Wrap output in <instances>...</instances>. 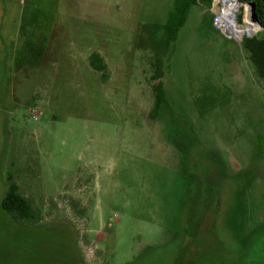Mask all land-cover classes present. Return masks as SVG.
<instances>
[{
    "label": "rangeland",
    "instance_id": "obj_1",
    "mask_svg": "<svg viewBox=\"0 0 264 264\" xmlns=\"http://www.w3.org/2000/svg\"><path fill=\"white\" fill-rule=\"evenodd\" d=\"M26 1L0 64V264H264V80L242 43L195 6L167 45L174 0ZM9 178L34 219L2 208Z\"/></svg>",
    "mask_w": 264,
    "mask_h": 264
},
{
    "label": "trees",
    "instance_id": "obj_2",
    "mask_svg": "<svg viewBox=\"0 0 264 264\" xmlns=\"http://www.w3.org/2000/svg\"><path fill=\"white\" fill-rule=\"evenodd\" d=\"M213 2L214 0H174L173 9L170 11L166 22L167 45H170L177 39L179 31L186 24L193 7L196 6L200 9L209 11L212 8ZM240 2H253L256 5V11L262 29L258 34H255L252 37L245 36L241 43L248 52L249 60L254 66L257 76L264 80V0H240ZM237 20L242 23L243 17L241 14L237 15ZM244 27L246 29L252 28L250 23L248 26ZM252 31L255 32L256 30H251L249 33ZM90 63L96 71L102 73L105 80L108 79V66L99 53H94L91 56ZM160 69L158 62V69L154 75V78L157 80L162 77V71ZM154 90L156 94L154 110L157 111L162 104L166 103L165 90L161 81L154 85ZM1 205L2 208L18 222L30 221L35 217L31 200L20 192L19 186L11 178H9L8 191L2 200Z\"/></svg>",
    "mask_w": 264,
    "mask_h": 264
},
{
    "label": "crops",
    "instance_id": "obj_3",
    "mask_svg": "<svg viewBox=\"0 0 264 264\" xmlns=\"http://www.w3.org/2000/svg\"><path fill=\"white\" fill-rule=\"evenodd\" d=\"M26 3V0L0 1V64L4 58L3 55L4 50H6V45L18 40V37L23 31L27 30L26 27H23V21H25L24 4ZM216 5H219V1L217 0ZM205 14L206 12L202 14L201 17L205 16ZM30 45L27 46V49L29 50L33 47ZM24 65H26V63Z\"/></svg>",
    "mask_w": 264,
    "mask_h": 264
},
{
    "label": "bare ground",
    "instance_id": "obj_4",
    "mask_svg": "<svg viewBox=\"0 0 264 264\" xmlns=\"http://www.w3.org/2000/svg\"><path fill=\"white\" fill-rule=\"evenodd\" d=\"M238 0H224L223 3L227 7L226 19L228 22L229 28L234 31L238 38L243 37L247 32L256 29V27H252L251 29H246L244 26L238 24V22H234V15H236L238 11V7L236 6Z\"/></svg>",
    "mask_w": 264,
    "mask_h": 264
},
{
    "label": "built area",
    "instance_id": "obj_5",
    "mask_svg": "<svg viewBox=\"0 0 264 264\" xmlns=\"http://www.w3.org/2000/svg\"><path fill=\"white\" fill-rule=\"evenodd\" d=\"M217 1H219V5H216V0H214L211 8L213 11V25L224 33L226 30L230 29L226 19L227 7L223 3L224 0ZM215 5L216 8L214 9ZM234 22H237V15L236 18L234 16Z\"/></svg>",
    "mask_w": 264,
    "mask_h": 264
},
{
    "label": "water",
    "instance_id": "obj_6",
    "mask_svg": "<svg viewBox=\"0 0 264 264\" xmlns=\"http://www.w3.org/2000/svg\"><path fill=\"white\" fill-rule=\"evenodd\" d=\"M248 5H249V12H248L249 23L251 26L256 27V29H255L256 31H260L262 29V26H261L260 21L258 19V15H257V11H256V5L253 2L248 3ZM234 16L236 18V15H234ZM243 25H246V23L244 22ZM224 34L226 36H228L229 38H234L236 41L237 40L240 42L243 41V37L238 38L232 29L226 30L224 32ZM253 35H254L253 31L250 33L248 32L246 34V37H252Z\"/></svg>",
    "mask_w": 264,
    "mask_h": 264
}]
</instances>
